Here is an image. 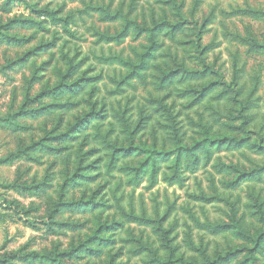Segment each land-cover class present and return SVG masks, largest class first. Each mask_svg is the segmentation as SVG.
Instances as JSON below:
<instances>
[{
    "label": "rangeland",
    "instance_id": "374dc122",
    "mask_svg": "<svg viewBox=\"0 0 264 264\" xmlns=\"http://www.w3.org/2000/svg\"><path fill=\"white\" fill-rule=\"evenodd\" d=\"M0 264H264V0H0Z\"/></svg>",
    "mask_w": 264,
    "mask_h": 264
},
{
    "label": "clouds",
    "instance_id": "9594fccd",
    "mask_svg": "<svg viewBox=\"0 0 264 264\" xmlns=\"http://www.w3.org/2000/svg\"><path fill=\"white\" fill-rule=\"evenodd\" d=\"M170 59H172V58L170 57ZM173 63H175V60H173ZM151 79H152V78L149 77V81H151ZM169 79H171V77H170ZM142 81H143V77H132V78H131V83L135 84V85L140 89L141 96H142L144 93L147 92V88H146L145 85L142 83ZM125 84H126V85H130V81H125ZM149 86H151V85L149 84ZM132 95H133V96H136L137 94H136V93H132ZM141 96H137V99L140 100L141 103H143V100L141 99ZM179 108H180V104H179V102H178V103H177V108H176L175 110H173V114H174L175 111H178ZM131 115H132V120L129 121V124H130V125H131V124L135 121V119H136L134 113L131 114ZM149 157H152V159H149V163H148V165L145 166V169H144V170L142 171V173H141L142 175H143L145 172H147L148 174H150V170H151V167L154 165V161H155L156 163H159V161H163V160L167 159L163 154H160L159 156H155V157H153V154H152V153H149ZM178 166H179V165H178Z\"/></svg>",
    "mask_w": 264,
    "mask_h": 264
}]
</instances>
